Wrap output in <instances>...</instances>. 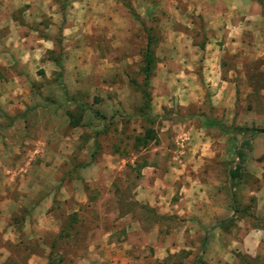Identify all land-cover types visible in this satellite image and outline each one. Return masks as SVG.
Wrapping results in <instances>:
<instances>
[{"label":"rangeland","instance_id":"1","mask_svg":"<svg viewBox=\"0 0 264 264\" xmlns=\"http://www.w3.org/2000/svg\"><path fill=\"white\" fill-rule=\"evenodd\" d=\"M263 131L264 0H0V264H264Z\"/></svg>","mask_w":264,"mask_h":264},{"label":"crops","instance_id":"2","mask_svg":"<svg viewBox=\"0 0 264 264\" xmlns=\"http://www.w3.org/2000/svg\"><path fill=\"white\" fill-rule=\"evenodd\" d=\"M16 82V85L17 87H15V90L11 91L9 89H6V96H7V93L8 94H11V96L13 97H16V93L18 92V94L20 95L22 90H21V80H17L15 81ZM14 83V82H13ZM18 88V89H16ZM21 90V91H20ZM21 110L24 109L23 106L20 107ZM7 114L8 112L5 111ZM21 113H23V111H21ZM49 113H51V111H49ZM46 124H49L51 125V121L50 119L48 118V116L46 115ZM47 127H50L47 125ZM7 168V167H6ZM3 171V172H0V178L3 180L2 181V185L0 186L2 192H1V196H3L2 198L5 200V201H9V202H13L14 201H11V200H8V199H5V195L8 194V192L6 191V189L8 188H11V187H14L16 185H19L18 188H19V192L21 191L22 193H26V191L24 190H21L20 189V183H23V184H29V185H32V181L34 177H36L34 171H31V170H27V169H24V168H18V167H14L13 169L12 168H7ZM106 174H108V172L104 171ZM141 175H145L144 172L141 173ZM147 176H152V177H149V178H153L152 180L148 179ZM147 176L145 175L144 178L142 179V191H145L148 195L153 193L155 194V191L157 192V194L160 193V189L159 187L162 186V179L152 173H148ZM151 181V182H150ZM153 181V182H152ZM34 182V181H33ZM151 183V184H150ZM36 182H34V186L33 187H36ZM12 190V189H11ZM35 190V189H34ZM62 193H65L64 190H61ZM36 193V191L34 192ZM20 195V194H19ZM25 195V194H24ZM31 195V194H30ZM28 194V196H30ZM23 199L22 195H21V198L19 199V202H22L21 200ZM62 200H64V198L62 197L61 198ZM24 200V199H23ZM32 201V200H31ZM78 201L79 203L81 202H85L84 200H76ZM35 202V201H34ZM47 202V203H46ZM45 203V208H47V206L51 203H48V201H46ZM83 204V203H82ZM35 207V204H33L31 206V209ZM30 210V209H29ZM32 214V212H31ZM80 224V223H79ZM96 229V228H95ZM93 230L92 232H90V234H88L87 238H86V241L87 243L90 242V246H89V250L92 248L93 251V255H92V258L94 259H99L102 257V251H108L107 253H109V257H111V254H112V245H105V243L103 244V242H100L102 241L101 238L107 240L110 238V236L112 235V232L109 230V231H103L101 232V226H100V229L99 230ZM100 240V241H99ZM109 249V250H108ZM88 250V251H89ZM90 252V251H89ZM33 257V256H32ZM81 256H78L77 258L80 259Z\"/></svg>","mask_w":264,"mask_h":264},{"label":"trees","instance_id":"3","mask_svg":"<svg viewBox=\"0 0 264 264\" xmlns=\"http://www.w3.org/2000/svg\"><path fill=\"white\" fill-rule=\"evenodd\" d=\"M149 43H150V41L147 43V48H146V51H145V54H144V57H143L144 65L142 67V74L144 76L145 87H147L149 82H150L151 74H152V70H153V61H152V57H151V51H150V48H149ZM142 95L146 99V108H147V110H150V107H149V104H148V94H147V92L143 91ZM207 126H209V127H217V128L220 129L218 123H216L214 121L207 122ZM247 145H248V141L244 140V141L241 142V146L236 147L235 152H236L237 157L239 156L240 158H243V148L246 147ZM241 168H242L241 164H236L229 170V177H230V179L232 181H235L239 177ZM231 202H232V205H233L232 208L235 211L236 208H235V203H234L233 196H231ZM233 220H234V216L231 217L230 219L220 223L219 225H221V224L222 225L230 224V223L233 222Z\"/></svg>","mask_w":264,"mask_h":264}]
</instances>
